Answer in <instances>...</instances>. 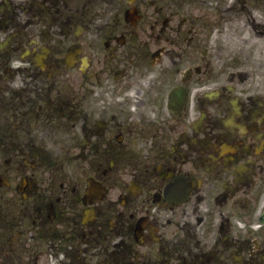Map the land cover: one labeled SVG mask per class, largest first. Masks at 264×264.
<instances>
[{"label": "flooded vegetation", "instance_id": "af4514ba", "mask_svg": "<svg viewBox=\"0 0 264 264\" xmlns=\"http://www.w3.org/2000/svg\"><path fill=\"white\" fill-rule=\"evenodd\" d=\"M262 80L264 0H0V264H264Z\"/></svg>", "mask_w": 264, "mask_h": 264}]
</instances>
